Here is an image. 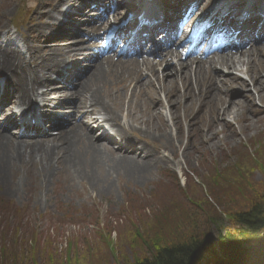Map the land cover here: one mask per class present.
Returning a JSON list of instances; mask_svg holds the SVG:
<instances>
[{
    "label": "rangeland",
    "instance_id": "374dc122",
    "mask_svg": "<svg viewBox=\"0 0 264 264\" xmlns=\"http://www.w3.org/2000/svg\"><path fill=\"white\" fill-rule=\"evenodd\" d=\"M16 1L12 14L0 9V28L15 26L30 34L35 24L48 25L38 16L47 10L41 7L45 0ZM170 70L167 66L166 73ZM187 110L185 120L196 117L179 131L170 129L175 156L168 149L159 152L166 164L145 182L113 178L111 193L73 182L65 168L43 183L38 164L28 158L13 163L5 173L7 187L0 182V264H133L161 249L211 243L239 230L236 215L249 212L264 195V122L244 130L238 119L239 137L221 131L212 148L199 137L217 111L199 100ZM199 257L187 262L209 264L215 256Z\"/></svg>",
    "mask_w": 264,
    "mask_h": 264
},
{
    "label": "bare ground",
    "instance_id": "6f19581e",
    "mask_svg": "<svg viewBox=\"0 0 264 264\" xmlns=\"http://www.w3.org/2000/svg\"><path fill=\"white\" fill-rule=\"evenodd\" d=\"M17 4L16 0H3L0 9L3 13L8 11L9 15ZM42 29L34 28L31 37L24 36V39L20 31H6L4 42L0 41V78L6 76L11 80L14 103L30 105L41 90L37 95L41 104L52 94L56 106L64 110L73 109L75 115L72 116V124L61 128L57 137L48 136L44 140L18 142L6 129L0 128V182L5 184V188L8 184L5 173L13 163L22 165L26 158L41 167L43 183L51 181L55 170L62 168L66 169L73 182L76 179L91 189L109 193L113 178L117 182L120 178L134 184L147 181L162 161L166 164L165 158L159 157V152L168 149L175 156L176 139L170 129L180 130L179 115L181 120L183 110L191 108L196 101L195 94L189 92L193 86L194 90L198 89L200 102H207L212 107L220 103L217 111L223 110L221 114L215 113L214 120L209 119L211 123L200 134L204 146L214 148L221 131L238 138L239 132L233 126L238 119L244 122V130L250 129L253 123L264 122V109L258 106L264 102V55L260 51L263 45L255 44L249 51L239 52L241 55L237 57L226 53L211 61L193 60L190 63L185 60L173 67L169 74L161 73L155 63L142 61L126 67L127 64L114 62L113 57L98 60L93 56V66L78 88L60 91L56 84L50 87L48 80L50 71L58 68V60L52 56L43 58L46 53L44 42L39 47L32 45L33 40L40 39ZM24 54L30 55L28 64ZM217 66L226 71L246 67V76L250 81L255 80L254 88L230 78L221 80L222 84L227 88L240 86L243 89V92L234 94L235 99L228 93L218 98L222 92L215 88L210 93L206 92L207 82L210 84L215 80ZM168 75L173 76L166 80ZM61 98L63 102H60ZM162 120L166 122L165 126ZM94 126L99 130L107 126L112 135L105 131L98 140ZM180 134L176 137L178 141ZM21 138L30 139L24 135ZM145 140L149 141L151 151ZM162 141L161 149L158 144Z\"/></svg>",
    "mask_w": 264,
    "mask_h": 264
},
{
    "label": "trees",
    "instance_id": "16d2710c",
    "mask_svg": "<svg viewBox=\"0 0 264 264\" xmlns=\"http://www.w3.org/2000/svg\"><path fill=\"white\" fill-rule=\"evenodd\" d=\"M246 195L247 193L245 194V197ZM259 203L260 205L256 207L255 205H253L252 206L253 208L249 212H243L241 214H237L236 216H239L241 218L240 220L236 221V224H239L241 228L250 227L253 233H258L259 230L264 232V210L263 211L259 210L264 207V199H260ZM254 240L255 241H253V244L250 248L246 246L247 250H249L250 252L249 253L246 252L247 254L243 253L242 255H240L243 257L239 256L241 258V260L239 259L240 264H248L253 259H254V261H252L253 264H258L260 261L261 264H264V234H261V236L257 237ZM186 244L187 243H184V245L181 246H173L170 247L169 249L165 248L158 250L154 256L150 258H146L142 261H137L133 264H184L182 261L185 259L188 260L193 252V251H188L189 246H185ZM194 247L195 250L199 248L197 245H195ZM238 250L239 249L235 247L233 252L223 251L222 255H226V257L230 260L232 259V255L237 254Z\"/></svg>",
    "mask_w": 264,
    "mask_h": 264
},
{
    "label": "water",
    "instance_id": "95a60500",
    "mask_svg": "<svg viewBox=\"0 0 264 264\" xmlns=\"http://www.w3.org/2000/svg\"><path fill=\"white\" fill-rule=\"evenodd\" d=\"M260 199H264V195H262L260 197ZM260 200H257L254 205L255 207L260 205ZM252 209V208H250ZM260 211L264 210V207L262 209H259ZM237 221L240 220L241 217H237ZM244 235V236H243ZM258 237V233H253L252 229L250 227L248 228H241L239 230H235L232 233L226 234V235H220L218 236L217 239H215L214 242H202V243H196L194 242H189L187 243L185 246H189L188 251H193L192 254L195 255L194 257H199L200 254L202 255L203 253L205 254V252H209V253H213V255L215 256L214 258H212L213 260H211L212 262H210L209 264H240L239 263V259L241 260L240 257H238V253H249L250 251L247 250L246 246H248L249 248L252 246L253 241H255L254 239H256ZM207 238V237H205ZM193 241V240H192ZM195 245H197L199 248H197L196 250L194 249ZM235 245V246H234ZM216 247V251L213 250V248ZM238 248V252L237 254L232 255L234 261H232L231 259L229 260L225 255H222L223 251H229V252H233L234 248ZM204 248V249H203ZM246 253V254H247ZM191 254V256H192ZM238 259H237V257ZM201 259V257H199ZM245 259V257H244ZM193 260V259H192ZM197 259H194V262H196ZM184 264H191L190 262L187 263V259L182 261ZM258 263V262H257ZM204 264H206V262H204ZM261 264V261L258 263Z\"/></svg>",
    "mask_w": 264,
    "mask_h": 264
}]
</instances>
